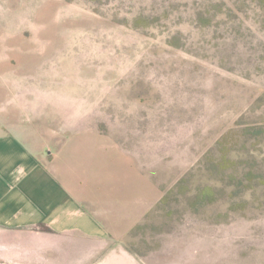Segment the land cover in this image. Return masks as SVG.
Listing matches in <instances>:
<instances>
[{
  "label": "rangeland",
  "instance_id": "rangeland-1",
  "mask_svg": "<svg viewBox=\"0 0 264 264\" xmlns=\"http://www.w3.org/2000/svg\"><path fill=\"white\" fill-rule=\"evenodd\" d=\"M3 108L104 134L154 196L123 240L0 230V264H264V0H0Z\"/></svg>",
  "mask_w": 264,
  "mask_h": 264
},
{
  "label": "crops",
  "instance_id": "crops-1",
  "mask_svg": "<svg viewBox=\"0 0 264 264\" xmlns=\"http://www.w3.org/2000/svg\"><path fill=\"white\" fill-rule=\"evenodd\" d=\"M153 196L151 179L138 176L133 159L104 134H72L44 147L1 109V231L123 240L152 209ZM83 249L97 254L96 264H146L128 248Z\"/></svg>",
  "mask_w": 264,
  "mask_h": 264
}]
</instances>
